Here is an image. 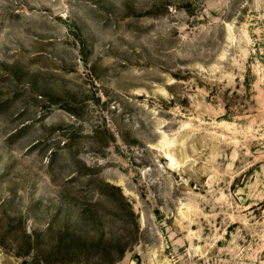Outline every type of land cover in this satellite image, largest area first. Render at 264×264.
I'll return each instance as SVG.
<instances>
[{"label":"rangeland","instance_id":"rangeland-1","mask_svg":"<svg viewBox=\"0 0 264 264\" xmlns=\"http://www.w3.org/2000/svg\"><path fill=\"white\" fill-rule=\"evenodd\" d=\"M0 264H264V0H0Z\"/></svg>","mask_w":264,"mask_h":264}]
</instances>
